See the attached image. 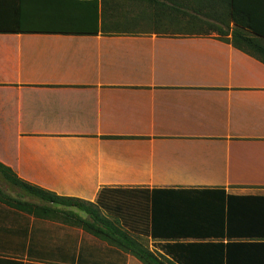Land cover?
Instances as JSON below:
<instances>
[{
  "label": "crops",
  "instance_id": "crops-1",
  "mask_svg": "<svg viewBox=\"0 0 264 264\" xmlns=\"http://www.w3.org/2000/svg\"><path fill=\"white\" fill-rule=\"evenodd\" d=\"M0 163L60 196L103 191L101 213L164 254L154 217L205 190L264 196V62L232 33H0ZM50 207L0 202V262L144 264Z\"/></svg>",
  "mask_w": 264,
  "mask_h": 264
},
{
  "label": "trees",
  "instance_id": "trees-1",
  "mask_svg": "<svg viewBox=\"0 0 264 264\" xmlns=\"http://www.w3.org/2000/svg\"><path fill=\"white\" fill-rule=\"evenodd\" d=\"M225 1L224 8L218 10V0H0V33L215 31L223 35L232 33L235 46L264 62V20L261 18L264 0H250V6L249 0ZM0 174L25 196L40 201H20L0 190L3 204L41 216H54L51 205L79 208L88 214V218L78 217L79 226L144 264H166L165 259L171 264H264V196H234L221 190H205L189 200L190 205L184 208L183 214L179 211L168 216L175 221L159 226L157 216L156 220L154 217L152 237L169 240L162 245L163 254L151 250L117 219L101 213L99 204H112L104 201L103 191L97 203H90L26 182L1 163ZM190 238L195 240L178 241Z\"/></svg>",
  "mask_w": 264,
  "mask_h": 264
},
{
  "label": "rangeland",
  "instance_id": "rangeland-1",
  "mask_svg": "<svg viewBox=\"0 0 264 264\" xmlns=\"http://www.w3.org/2000/svg\"><path fill=\"white\" fill-rule=\"evenodd\" d=\"M172 28H174V27H172ZM174 29L176 30L178 28L175 27ZM170 30L173 31V29H170ZM214 33H217V32L214 31ZM0 190L3 193H6L7 195L11 196L12 198L20 200V201H26L28 203L29 202H34V203L39 202L40 203V201H38V200H36V199H34L32 197L25 196L23 194V192L19 188L14 187V186L10 185L9 183H7L6 180L3 178V176L1 174H0ZM141 241L144 242L148 246L150 244V240H148L146 238L142 239ZM153 245L155 246V244H153ZM165 263L166 264H171L168 259H165Z\"/></svg>",
  "mask_w": 264,
  "mask_h": 264
}]
</instances>
